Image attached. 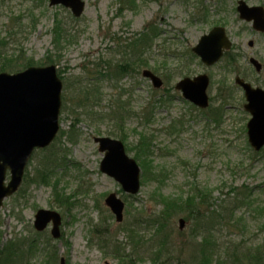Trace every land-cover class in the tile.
<instances>
[{"label": "rangeland", "instance_id": "374dc122", "mask_svg": "<svg viewBox=\"0 0 264 264\" xmlns=\"http://www.w3.org/2000/svg\"><path fill=\"white\" fill-rule=\"evenodd\" d=\"M84 1L85 12L76 19L49 0H0L1 59L53 64L63 83L59 134L50 148L35 153L27 184L0 208L2 242H36L32 264H45L48 253L57 257L55 264L61 258L65 264H120L112 254L129 253L124 227L134 216H155L162 202L186 199L199 189L208 197L209 238L264 249V149L255 153L248 143L250 115L235 84L240 76L264 89V34L239 18V0ZM244 1L264 7V0ZM216 26L226 29L233 48L220 63L206 67L192 48ZM56 27L69 35L59 50L53 45ZM144 34L152 41L140 45ZM251 58L262 64L261 72ZM146 69L163 80L162 89L143 78ZM200 74L211 79L207 110L175 89L181 79ZM95 137L123 139L132 158L140 139L152 146L146 164L155 174L144 180L142 171L139 194H125L101 172L104 154ZM45 166L48 180L39 182ZM113 193L125 203L121 224L105 205ZM39 209L61 214L60 239L52 238L51 226L43 234L35 231ZM180 218L187 223L183 230ZM172 222L171 247L179 260L168 264H182L191 256L187 241L193 223L181 214ZM136 230L146 240L154 231ZM142 253L137 264H164L152 260L149 251Z\"/></svg>", "mask_w": 264, "mask_h": 264}, {"label": "water", "instance_id": "95a60500", "mask_svg": "<svg viewBox=\"0 0 264 264\" xmlns=\"http://www.w3.org/2000/svg\"><path fill=\"white\" fill-rule=\"evenodd\" d=\"M62 5L69 8L79 18L85 11L83 0H50V6ZM238 11L241 19L253 21L254 29L264 33V9L249 8L239 2ZM252 46L253 43L251 42ZM232 43L222 27L214 28L203 36L193 52L201 58L203 64L211 67L218 63L229 51ZM251 63L258 71L261 65L254 59ZM143 77L150 79L157 89L163 86L162 80L151 71L145 70ZM236 83L245 91V110L252 118L247 125L248 141L259 152L264 147V91L253 89L248 83L236 78ZM210 79L200 75L194 79L181 80L176 89L195 106L206 109L209 106L207 89ZM62 82L55 66L30 67L23 72L11 75L0 74V208L6 199L11 198L20 189L26 168L37 149L50 146L55 140L60 126L59 116L62 107ZM101 153H105L100 170L117 181L123 191L136 195L141 188V169L130 158L121 141L111 138H95ZM8 179V181H7ZM105 204L110 208L117 223L124 220V202L116 194H110ZM52 224L51 234L54 239L61 237L62 217L56 211L39 210L35 215L34 228L43 232ZM180 229L186 222L179 221ZM65 264V259H61Z\"/></svg>", "mask_w": 264, "mask_h": 264}, {"label": "trees", "instance_id": "16d2710c", "mask_svg": "<svg viewBox=\"0 0 264 264\" xmlns=\"http://www.w3.org/2000/svg\"><path fill=\"white\" fill-rule=\"evenodd\" d=\"M54 35L53 45L56 50H59L64 42H68L69 35L66 34L65 30H59L57 27L54 30ZM151 41L152 37L144 34L140 40V45L146 42L149 44ZM0 44H2L1 40ZM0 51H2L1 47ZM28 61L29 62H21L19 59L8 57L1 59L0 57V73H17L30 66L48 65H35L32 64V60ZM121 140L123 141V139ZM151 148L152 146L147 144L146 139H140L138 146L132 150L138 151V153L135 154V159L142 168L144 180H147L148 176L154 177L155 174L152 172V164H150V166L146 164V160L150 159L153 155ZM127 149L130 151L129 147H127ZM49 173L50 172L46 170V166L40 168V174L37 178L38 181L45 183L48 180L47 177ZM27 181L28 179L25 181V185ZM55 195L57 199L61 197L60 199L64 200V196H60L58 192H55ZM207 198V194L204 190L196 189L192 195L187 196L186 199L178 197L168 202H162V208L155 216L142 215V218L134 216L133 223L126 224L124 227L125 233L128 234L131 248L129 253H122V256H120L119 253L116 254L119 251V249H117L112 255L119 259L120 264H137V262L142 261L144 259L143 250L149 251L152 255V260L157 263L168 264L170 261L179 260V258H175L174 255L176 254L172 251L173 248L171 247L174 245L171 242L173 236V229H171V227L175 217L181 214L185 215V218L190 223H193L192 236L190 240L187 241L191 256L189 261L183 262L182 264H264L263 248L247 250L234 242L216 241L214 238H209V236H212L209 234V228L207 229L206 227V221H208L207 218L209 215L207 214L209 211H206L205 208L208 200ZM223 219L226 220L225 218H222V220ZM228 220L231 223L233 218L228 217ZM152 228L154 231L149 240L139 236L136 230L139 229V231L145 230L146 232H150ZM97 233H99V231H97ZM133 234L137 235L134 237ZM102 241L99 240V246L103 250L101 246ZM36 249L37 243L34 241L11 240L4 243L2 242V233L0 232V264H32L30 260H32ZM56 262L57 257L48 253L45 264H55Z\"/></svg>", "mask_w": 264, "mask_h": 264}, {"label": "bare ground", "instance_id": "6f19581e", "mask_svg": "<svg viewBox=\"0 0 264 264\" xmlns=\"http://www.w3.org/2000/svg\"><path fill=\"white\" fill-rule=\"evenodd\" d=\"M1 229V228H0ZM62 259V258H61ZM60 263H61V260H60Z\"/></svg>", "mask_w": 264, "mask_h": 264}]
</instances>
